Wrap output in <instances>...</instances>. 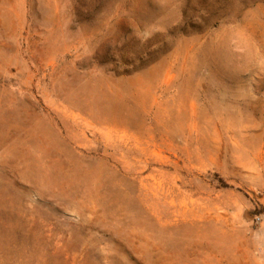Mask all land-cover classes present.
<instances>
[{"label":"rangeland","instance_id":"374dc122","mask_svg":"<svg viewBox=\"0 0 264 264\" xmlns=\"http://www.w3.org/2000/svg\"><path fill=\"white\" fill-rule=\"evenodd\" d=\"M0 264H264V0H0Z\"/></svg>","mask_w":264,"mask_h":264}]
</instances>
